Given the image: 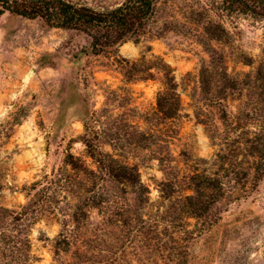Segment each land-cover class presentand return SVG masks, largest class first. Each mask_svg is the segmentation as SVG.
<instances>
[{
	"label": "rangeland",
	"instance_id": "374dc122",
	"mask_svg": "<svg viewBox=\"0 0 264 264\" xmlns=\"http://www.w3.org/2000/svg\"><path fill=\"white\" fill-rule=\"evenodd\" d=\"M71 1L100 8L123 0ZM209 8L210 0H157L150 20L152 35L137 43L126 41L113 56L91 53L83 33L47 28L40 20L8 12L0 15V214L6 209L18 212L30 199H38L37 184L61 167L68 147L92 166L83 143L84 122L100 134L105 150L137 164L141 181L149 187V204L135 210L136 223L129 228L122 225L124 212L118 207L131 204V196L120 185L108 184L120 196L110 214L115 221L109 223L105 212L89 209L86 220L70 222L67 231L72 232L73 243L58 255L53 246L61 239L62 214L69 213L78 195L67 189L54 193L51 188L47 194L54 197L53 210L38 215L30 225V264H82L86 259L95 264H162L168 251L163 247L173 245L170 233L161 230L158 239L151 241L142 230L149 217L170 215L164 213L171 204L165 197L176 196L172 190L177 188L162 183L165 177H175L189 164L191 169L209 167L218 148L217 133L224 128L216 104V97L222 95L217 78L222 68L239 82L227 94L229 109L250 108L264 120V18L240 16L234 27L221 19L230 37L217 40L203 26L208 18L219 20ZM209 59L214 65L213 88L210 94H202L197 71ZM132 70L142 71L133 72L134 77L150 76L127 80L124 74ZM166 70L181 102L170 120L156 105ZM256 127L252 124L241 131V140H252ZM236 157L233 164L244 165L243 155ZM157 158L166 159L171 170L163 172ZM72 178L77 191L82 180ZM242 183L236 185L238 192ZM187 221L190 229L198 230L194 219ZM153 243L159 252L151 253ZM186 264H264L263 182L230 203L216 224L198 234Z\"/></svg>",
	"mask_w": 264,
	"mask_h": 264
},
{
	"label": "trees",
	"instance_id": "16d2710c",
	"mask_svg": "<svg viewBox=\"0 0 264 264\" xmlns=\"http://www.w3.org/2000/svg\"><path fill=\"white\" fill-rule=\"evenodd\" d=\"M156 2L157 0H123L115 6L94 8L71 0H0V15L8 12L24 19L40 20L47 28L83 33L89 38L88 48L91 53L113 56L126 41L137 43L141 38L152 35L150 20ZM209 10L219 20L208 18L203 26L207 34L219 40L221 36L230 37L221 19L234 27V20L240 16L264 18V0H210ZM246 62L251 63L249 60ZM164 66L167 65L164 63ZM213 68L210 59L200 63L197 82L202 94H210L213 88ZM133 72L142 71H126L125 78L136 80L150 76V73H144L145 75L134 77ZM217 78L222 84V95L216 97V104L224 128L217 133L215 145L218 148L209 161V167L191 169L189 164L175 177H165L162 183L177 188L172 190L177 192L176 196L168 193L165 197L171 204L164 207V213L170 215L166 219L161 216L154 218L150 214L153 217H149L148 223L145 221L142 230L147 232L151 241L158 239L161 230L170 233L173 245L166 248L162 245L163 250L168 249L162 264H186V258L198 234L216 224L230 203L246 197L260 182L264 183V120L259 119L250 108L238 112L229 109L226 97L229 91L237 89L238 78L229 75L224 68L217 73ZM156 105L159 113L167 120L174 118L180 110V97L168 70L162 75L161 88L156 94ZM252 124L257 125L252 133V140L243 142L241 131ZM84 128L83 143L92 166L88 167L83 159L74 156L68 147L63 153L61 167L46 176L43 183H33L40 185L38 199H30L18 212L3 210V214H0V264H30V225L37 220L38 215L53 210L54 197L47 194L51 188H54V193L55 190L67 189L80 196L76 197L77 202L69 206V213L62 214L63 230L58 234L61 239H56L53 246L55 255L66 251L72 245V232L67 231V228L70 222L78 224L86 220L89 209L105 212L109 223L115 221L111 220L110 214L112 208H115L113 206H117L116 199L120 196L112 193L107 188L108 184L120 185L121 190L131 196V204L118 207L124 212L123 226H134L135 210L139 211L141 207L149 204V187L141 181L137 164L121 160L105 150L100 134L88 128L86 122ZM239 153L246 160L242 166L233 164ZM154 156L151 155V159L156 158ZM157 159L163 172L171 170L166 159ZM199 160L207 162L205 159ZM73 176L82 180L80 190H73ZM240 181L243 182V189L238 192L236 185ZM245 183H248L247 188ZM157 210L161 214L163 209L160 210L159 207ZM190 218L199 224L198 230L189 228L187 220ZM15 228L17 231L13 232ZM136 232L143 234L140 230ZM62 244L65 246L62 247ZM151 250V253L159 252L155 243L151 245ZM80 256L82 255H76V258L79 259ZM83 257L85 260L87 253ZM80 263L95 264L96 261L86 259Z\"/></svg>",
	"mask_w": 264,
	"mask_h": 264
}]
</instances>
